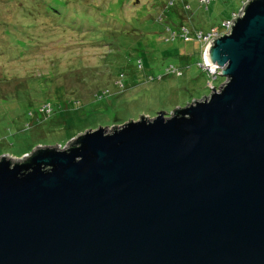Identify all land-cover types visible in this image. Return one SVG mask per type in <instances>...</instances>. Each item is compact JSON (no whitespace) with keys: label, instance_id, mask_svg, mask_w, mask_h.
Here are the masks:
<instances>
[{"label":"water","instance_id":"obj_1","mask_svg":"<svg viewBox=\"0 0 264 264\" xmlns=\"http://www.w3.org/2000/svg\"><path fill=\"white\" fill-rule=\"evenodd\" d=\"M203 55L209 95L0 158V264H264V0Z\"/></svg>","mask_w":264,"mask_h":264},{"label":"rangeland","instance_id":"obj_2","mask_svg":"<svg viewBox=\"0 0 264 264\" xmlns=\"http://www.w3.org/2000/svg\"><path fill=\"white\" fill-rule=\"evenodd\" d=\"M187 1L193 28L205 30L203 22L235 8L230 23L247 0ZM171 2L0 0V158L64 148L88 130L170 114L222 85L223 77L198 67L199 43L165 25L178 23L161 11ZM170 67L183 75L165 76ZM158 75L165 77L150 78Z\"/></svg>","mask_w":264,"mask_h":264},{"label":"trees","instance_id":"obj_3","mask_svg":"<svg viewBox=\"0 0 264 264\" xmlns=\"http://www.w3.org/2000/svg\"><path fill=\"white\" fill-rule=\"evenodd\" d=\"M188 5L189 4H188V1L187 0H177V1L176 0L174 1L173 0V2H171L169 5H165L164 4V6H163V8H162L161 11L163 12L164 9L168 11V15L167 16L165 15L168 19L171 18V17H175L176 16V19H177V22H178L177 24H176V22L172 21L171 22L172 23L171 24L172 26L171 25H168L169 23H167L165 25L168 26V27H170L171 30H174L175 31L174 32V35H176L177 33L180 34L181 35V39H187V40H189L190 37H193V39L196 42H198L199 45H200L199 50H200V55L202 57L206 45L204 43H202L200 40H198V37L197 36L198 35H201V36L207 35L208 33L214 32V31L217 32L218 35L223 34L225 32V30H226L225 24H227L230 21V19L233 17L232 15H234V11H236V9L234 8L232 11H230L228 13L229 15L228 14L224 15V16H227V17L224 18V19H222V20H219L218 22H215L214 20H210V21H207V22H203V25L204 26H207V29H205V30H202V29L196 30V29L193 28L192 24L190 23L191 10L188 7ZM164 14H166V13H164ZM186 21H187V23L185 24ZM187 25H190V28L191 29H189L188 27H186ZM178 28H181V29L187 28V30L186 29L184 30V33L187 34V36L185 37L184 34ZM179 31H180V33H179ZM139 66L142 67L141 65H137L135 69L138 70V67ZM198 67L201 69L202 73L208 74L209 76L214 77V78L216 77V74L210 75V73H208L206 70H203L201 68V65L200 64L198 65ZM187 68H189V65L187 66ZM170 69L172 70L174 68L173 67H170L169 69H167L165 76H167L169 74L176 75V76H182L183 75V72L180 69H178V70L176 69L175 70L176 72H170L169 71ZM120 73H122V76H124L122 70H121ZM165 76H163V75L159 76L158 75V76H156L154 78L153 77H150V78L153 79L155 82H157V81H162ZM144 78H145V80L148 79L145 83H149L150 78H148L146 76ZM214 88H217V87L214 86ZM208 90H209V88H208ZM28 129H29V127H28Z\"/></svg>","mask_w":264,"mask_h":264},{"label":"built area","instance_id":"obj_4","mask_svg":"<svg viewBox=\"0 0 264 264\" xmlns=\"http://www.w3.org/2000/svg\"><path fill=\"white\" fill-rule=\"evenodd\" d=\"M229 24L230 23L225 24L226 30H227ZM226 30H225V32H226ZM218 36H220V35H218V33L214 31V32L208 33L207 35H203V36L198 35L197 37H198V40H200L202 43H204L205 45H207L212 39H214V38H216ZM202 59H203V62L201 64V68L203 66L204 67V68H202L203 70H206L208 73H210V75H214L215 74L214 73V70L212 68H210L206 64V61H204V55H202Z\"/></svg>","mask_w":264,"mask_h":264}]
</instances>
